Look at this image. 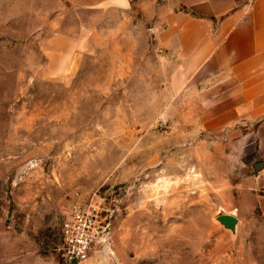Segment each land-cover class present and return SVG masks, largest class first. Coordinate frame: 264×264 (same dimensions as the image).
<instances>
[{
  "label": "rangeland",
  "instance_id": "rangeland-1",
  "mask_svg": "<svg viewBox=\"0 0 264 264\" xmlns=\"http://www.w3.org/2000/svg\"><path fill=\"white\" fill-rule=\"evenodd\" d=\"M166 1L0 0V264H64L89 206L106 233L77 264H264L258 125L181 106Z\"/></svg>",
  "mask_w": 264,
  "mask_h": 264
},
{
  "label": "crops",
  "instance_id": "crops-1",
  "mask_svg": "<svg viewBox=\"0 0 264 264\" xmlns=\"http://www.w3.org/2000/svg\"><path fill=\"white\" fill-rule=\"evenodd\" d=\"M157 1L140 0L145 6ZM163 5L153 49L164 52L165 74L176 77L171 82L183 86L181 106L203 109L208 126L258 125L252 139L264 161V0H167Z\"/></svg>",
  "mask_w": 264,
  "mask_h": 264
},
{
  "label": "built area",
  "instance_id": "built-area-1",
  "mask_svg": "<svg viewBox=\"0 0 264 264\" xmlns=\"http://www.w3.org/2000/svg\"><path fill=\"white\" fill-rule=\"evenodd\" d=\"M106 228L98 209L78 207L62 226V257L64 264H77L88 258L93 246L99 243Z\"/></svg>",
  "mask_w": 264,
  "mask_h": 264
},
{
  "label": "water",
  "instance_id": "water-1",
  "mask_svg": "<svg viewBox=\"0 0 264 264\" xmlns=\"http://www.w3.org/2000/svg\"><path fill=\"white\" fill-rule=\"evenodd\" d=\"M262 166H263L262 164H259L256 167H257V169H261ZM221 220L224 221L228 225H233L235 223V218L233 216H229V215L222 216Z\"/></svg>",
  "mask_w": 264,
  "mask_h": 264
}]
</instances>
